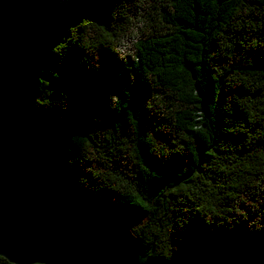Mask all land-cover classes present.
<instances>
[{
  "label": "trees",
  "instance_id": "obj_1",
  "mask_svg": "<svg viewBox=\"0 0 264 264\" xmlns=\"http://www.w3.org/2000/svg\"><path fill=\"white\" fill-rule=\"evenodd\" d=\"M3 2L41 61L40 136L68 186L147 257L264 264L247 231L264 223V0Z\"/></svg>",
  "mask_w": 264,
  "mask_h": 264
},
{
  "label": "water",
  "instance_id": "obj_2",
  "mask_svg": "<svg viewBox=\"0 0 264 264\" xmlns=\"http://www.w3.org/2000/svg\"><path fill=\"white\" fill-rule=\"evenodd\" d=\"M41 61L0 0V257L11 264H170L147 257L125 220L82 199L41 139Z\"/></svg>",
  "mask_w": 264,
  "mask_h": 264
},
{
  "label": "clouds",
  "instance_id": "obj_3",
  "mask_svg": "<svg viewBox=\"0 0 264 264\" xmlns=\"http://www.w3.org/2000/svg\"><path fill=\"white\" fill-rule=\"evenodd\" d=\"M117 4V3H116ZM116 4H114L111 9L108 11L110 14L111 13H114V12H117V8H116ZM84 23V20L83 18L81 17L80 20H79V23L75 24V25H72V26H69L67 28V35L72 32L74 33L75 31V28L77 27H80L82 24ZM66 35V36H67ZM132 35H136V33H132ZM118 43L119 44H124V41L122 39H118ZM128 46L127 45H124V48H127ZM124 48H118L117 51L120 52V53H123V55L120 56L121 59H123V57L125 55H133V52L132 51H124ZM98 67V65H97ZM107 103V101H106ZM68 109V105L67 103L65 104V109L64 110H67ZM264 230V223H259V222H255V221H250L248 224H247V231L251 234V233H258L260 231ZM176 251V249H174V252ZM34 264H41V262L39 261H36L34 262Z\"/></svg>",
  "mask_w": 264,
  "mask_h": 264
},
{
  "label": "rangeland",
  "instance_id": "obj_4",
  "mask_svg": "<svg viewBox=\"0 0 264 264\" xmlns=\"http://www.w3.org/2000/svg\"><path fill=\"white\" fill-rule=\"evenodd\" d=\"M59 3H62V1H59Z\"/></svg>",
  "mask_w": 264,
  "mask_h": 264
}]
</instances>
